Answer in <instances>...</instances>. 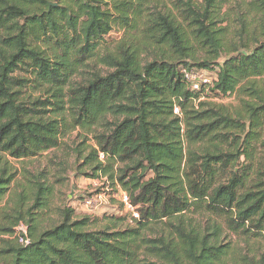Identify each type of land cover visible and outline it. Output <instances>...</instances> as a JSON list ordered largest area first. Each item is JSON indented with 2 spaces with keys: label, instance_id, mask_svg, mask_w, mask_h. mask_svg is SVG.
<instances>
[{
  "label": "trees",
  "instance_id": "1",
  "mask_svg": "<svg viewBox=\"0 0 264 264\" xmlns=\"http://www.w3.org/2000/svg\"><path fill=\"white\" fill-rule=\"evenodd\" d=\"M54 1L0 0V264H264V253L235 259L218 236L182 221L204 208L239 238L264 237V0H169L171 9L160 0ZM116 28L137 35L98 54ZM93 58L108 73L72 83ZM182 69L213 73L209 96H234L237 106L198 102ZM31 83L53 101L24 99ZM65 117L69 129H92L95 143L77 146V176L125 192L139 214L133 226L118 229L125 218L112 216L92 230L70 207L45 226L54 189L44 174L28 173L19 192L4 157L57 148ZM20 224L26 246L11 238ZM156 224L170 230L150 237Z\"/></svg>",
  "mask_w": 264,
  "mask_h": 264
},
{
  "label": "rangeland",
  "instance_id": "2",
  "mask_svg": "<svg viewBox=\"0 0 264 264\" xmlns=\"http://www.w3.org/2000/svg\"><path fill=\"white\" fill-rule=\"evenodd\" d=\"M50 1V6H57V3L54 0ZM199 3H202V0H198ZM161 4H165L168 8L171 9V5L169 0H160ZM230 5L226 6L223 9V12L230 13ZM226 26V24H223ZM135 34H130L128 32H123L116 28L114 32L109 34L105 40L104 44L101 45V48L98 54L103 52V48L105 47L108 51H111L116 45L121 42H128L130 39L135 38ZM137 35V34H136ZM0 37H4L5 35L0 30ZM147 52L145 51L144 55ZM108 68L100 64V61L97 58H93L86 67L77 72L72 78V83H80L84 84L88 79L93 76V73L105 75L108 73ZM208 76L211 78L214 76L213 73L207 72ZM19 79L26 78L27 75L24 72L15 74ZM34 84L31 83L26 86L25 89H22L23 94L22 97L24 99L35 100L38 99L40 101H53L50 99L51 93L47 91L45 87L43 88H32ZM215 103L217 105H224L227 107H236L237 100L236 97L231 96L222 100L209 101ZM47 109H51V107H47ZM51 117L52 115L49 114ZM69 123L71 120L65 117V124L67 126L61 127V137L59 140V146L55 149L49 150L47 152L42 153L39 157L28 160H13L10 158L4 157L9 163V166L12 171H16L15 185L19 183V192L21 194H25L26 191L23 186L26 184V180L24 177H29V174L32 176H37L38 174H44V181L51 185L54 189L52 197L49 203V209L46 210L47 221L45 222V226L49 225V223H56L59 219L57 218V213L64 207H70L74 211L75 219H82L84 217H89L93 222L90 225L92 230H100L104 226L110 225V217L119 216L125 218L122 223L118 225V229H124L126 227L133 226V221L128 211H125L123 206L117 201V199L110 198L107 205H101L102 211H100L97 215L88 214L85 212L83 208L80 206L79 199H73L72 196L77 194V196L85 195V193H100L108 189L109 191H115V187H113L108 179H89L83 176H77L76 167L82 164V161L77 158V153L75 150L77 146L85 143L86 149L89 151L90 148H94L95 143L92 139L91 130H83L81 128H77L75 130L69 129ZM261 144L264 141V128L261 131ZM29 173V174H28ZM66 177V184L61 186V183H57V179L59 177ZM225 177H221V180H224ZM119 189V188H117ZM15 187L11 189L7 197L3 200L2 208L8 205L10 200V195L14 192ZM120 190V189H119ZM7 203V204H6ZM12 203L10 204L11 207ZM60 209V210H59ZM137 211V209H136ZM182 221L185 226L193 227L196 231L200 232L202 235H207L210 240H214L215 235L218 236L216 240V244L227 245L232 250V255L237 259L238 256L243 258H258L259 255L264 253V237L257 238H246L242 239L236 235L230 233L225 227V221L222 217L211 215L210 213L205 212L204 208H198L192 211H189L183 215ZM133 222V223H132ZM214 227L217 228L215 231ZM170 228L163 226V224H156L152 227V231L147 232L150 237L159 236L160 233H167ZM5 239H10V237H6ZM1 246V241H0Z\"/></svg>",
  "mask_w": 264,
  "mask_h": 264
},
{
  "label": "built area",
  "instance_id": "3",
  "mask_svg": "<svg viewBox=\"0 0 264 264\" xmlns=\"http://www.w3.org/2000/svg\"><path fill=\"white\" fill-rule=\"evenodd\" d=\"M181 74L188 88L192 92L199 95L198 102L214 101L215 98H211L209 96V88L212 85L214 76L211 78L210 76H208L207 71H194L192 69H182ZM173 114L180 116L178 107H174ZM98 158L99 161L104 162L105 155L103 153H99ZM117 188L115 191H109L108 189H105V191L100 193L88 192L85 193V195H81L80 197L77 196V194H74L72 196V200H81L79 203L81 208H83L85 212H88V214L97 215L100 211H102V208L100 207L101 205H107L110 198L117 199V201L123 206L125 211L129 212L132 221L134 222L138 220L139 214L136 211V207H133L130 204L126 193L123 192L120 188V190ZM27 233V226H25L24 224H20L15 228V233L11 238L17 239L19 244H21L22 246H26L30 243Z\"/></svg>",
  "mask_w": 264,
  "mask_h": 264
}]
</instances>
